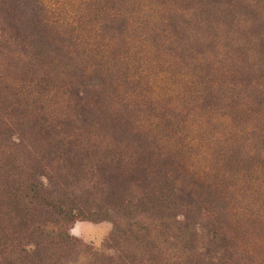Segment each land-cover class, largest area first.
Instances as JSON below:
<instances>
[{
  "label": "rangeland",
  "instance_id": "obj_1",
  "mask_svg": "<svg viewBox=\"0 0 264 264\" xmlns=\"http://www.w3.org/2000/svg\"><path fill=\"white\" fill-rule=\"evenodd\" d=\"M24 1L45 43L0 23V180L84 196L102 151L129 167L139 144L196 202L182 209L196 222L188 246L174 227L149 230L153 264H264V0ZM58 140L80 170L60 171ZM112 229L77 220L67 232L103 252Z\"/></svg>",
  "mask_w": 264,
  "mask_h": 264
},
{
  "label": "trees",
  "instance_id": "obj_2",
  "mask_svg": "<svg viewBox=\"0 0 264 264\" xmlns=\"http://www.w3.org/2000/svg\"><path fill=\"white\" fill-rule=\"evenodd\" d=\"M38 9L31 1L0 0V23L8 27L12 23L18 30L28 31L37 46L42 47L45 38L39 28ZM135 146V153L140 155L129 167L123 165L124 160L120 163L112 158L114 152L120 153L117 149L102 151L90 165L98 174V182L84 196L55 188H62L58 181L48 188L38 176L30 175L21 182L22 190L19 185L7 187L0 180V264H76V256L83 253L90 256L92 264H153L157 245L149 230L157 225L160 235L171 234L174 227L180 238L176 241L183 246L191 244L193 239L188 240V236L194 237L196 222L184 216L182 209L193 213L191 206L196 202L190 201L193 198L189 191L182 192V186L178 187L177 167L167 168L166 163L147 158L144 147ZM49 150L60 151V171H78L83 166L78 162L69 166V158L61 161L64 155L70 157L62 140ZM148 155L152 152L148 151ZM143 184H147L145 189ZM77 220L112 222L103 252L93 251L69 235L67 227ZM153 221L158 224L149 228ZM224 250L228 259L232 248L224 246Z\"/></svg>",
  "mask_w": 264,
  "mask_h": 264
}]
</instances>
